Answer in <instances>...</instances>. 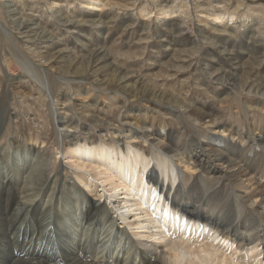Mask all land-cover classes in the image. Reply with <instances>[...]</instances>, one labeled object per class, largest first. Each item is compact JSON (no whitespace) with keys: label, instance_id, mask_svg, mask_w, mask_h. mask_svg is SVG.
I'll list each match as a JSON object with an SVG mask.
<instances>
[{"label":"bare ground","instance_id":"1","mask_svg":"<svg viewBox=\"0 0 264 264\" xmlns=\"http://www.w3.org/2000/svg\"><path fill=\"white\" fill-rule=\"evenodd\" d=\"M0 1L10 24L0 13V32L9 36L12 27L21 50L58 79L53 91L42 73L29 70L35 61L6 52L0 88L6 68L12 108L27 109L41 128L53 123L59 137L54 164L60 155L67 160L52 177L45 174L51 161L43 131L11 151L9 142L0 147V264H14L21 255L38 264H264V76L258 81L245 75L247 62L264 68L262 39L255 38L252 22L264 16L259 4L240 9L245 0L234 6L230 0H141V18L156 16L150 33L158 46L151 45L146 58L176 69L172 74L150 68L155 62L139 72L131 64L140 50L131 46L124 52L118 46L122 61L113 58L117 40L110 15L100 10L128 8L130 0ZM62 2L80 6L69 16ZM193 5L199 12L195 35L182 25ZM44 6L53 15L49 24L38 20ZM123 15L126 29L138 22L130 12ZM239 19L243 30L236 36L229 25ZM135 38L131 34L125 43ZM199 62L206 77L195 76L189 95L184 86L173 87L175 80H159L193 63L198 71ZM27 72L34 86L24 81ZM10 114L17 122L18 113ZM94 133L102 140L94 142ZM3 194L11 196L4 205ZM20 198L27 208L20 224H10L11 237L10 227H3L8 208ZM49 214L48 230L58 246L53 255L43 254L50 248L46 238L33 237ZM254 226L260 229L249 230Z\"/></svg>","mask_w":264,"mask_h":264},{"label":"rangeland","instance_id":"2","mask_svg":"<svg viewBox=\"0 0 264 264\" xmlns=\"http://www.w3.org/2000/svg\"><path fill=\"white\" fill-rule=\"evenodd\" d=\"M122 1H126V0H122ZM128 1V0H127ZM126 1V2H127ZM133 0H130V1H128V3L130 4V5H132V6H129L128 8H126L125 6H115L116 8L114 9L113 7H111V6H106L105 8H103V9H101L100 10V12H102L103 14H105V13H108L109 15H110V21L108 22V26H109V28H110V31L112 32H110L111 33V35H115V37L113 38V41H115L116 42V40H117V44L115 43V52L113 53V58L116 60H119V61H122L123 60V56H121V55H119L118 54V52H117V49L118 50H120V47H118V46H121V52H124L125 50H129V46H131L132 48V50L134 51V52H136L137 51V49L138 50H140V51H137L136 53L139 55V57H142V59L141 58H139L138 56H137V58H136V60L134 61V60H132V61H134V63H130L129 62V64H131L132 66H134L136 69H138V71L139 72H142V73H144V71H145V69H147V66L145 65V63H154L155 65H153V66H150V68H154V67H157L158 65V61H156L155 59H152V60H149V59H147L148 57H149V55H150V53H151V51H152V49H151V45H155V46H158V43H156L157 42V37L154 35V34H151L150 32H152V30H153V24H154V22L156 21V16H154L155 15V12L153 13V17H151V18H149L148 20H143V18H141V14L139 13V12H141L140 10H139V8H140V2H141V0H138L137 1V3L135 4L134 2H132ZM172 1V2H171ZM192 1L193 0H190V4H194V3H192ZM231 2H230V5H233L234 6V4L236 5L237 4V2H238V0H230ZM5 2H10V0H7V1H5ZM132 2V3H131ZM176 2H180V0L178 1V0H163V3H167V4H174V3H176ZM2 2L0 1V4H1ZM246 3V4H245ZM248 3L250 4V5H257V4H259L260 5V8L261 9H264V0H245V2H244V4L241 6V8L240 9H243L245 6L244 5H248ZM66 5V6H65ZM72 5H73V7H72ZM144 5H146L147 6V8H151V4H150V6H149V4H144V3H142L141 4V6H144ZM77 6H80V4H78L77 2H74L73 4H71L70 6H68L67 4H66V2H62L61 3V7L63 8V11L64 12H66L67 14H69V16H70V12L71 11H73ZM139 6V7H138ZM149 6V7H148ZM72 7V8H71ZM75 7V8H74ZM74 8V9H73ZM119 8V9H118ZM0 11H2V12H0V13H2V17H3V21H4V19H6V22L8 21V19H7V17L5 16L6 14H4L3 13V8L2 7H0ZM3 9V10H2ZM44 9V10H43ZM79 9V8H78ZM131 9V10H130ZM195 8H194V5L193 6H190V14H188V16H184V18L182 19V25L184 26V28L186 29V31H188L190 34H192V35H195L194 33H196V30H197V24H198V18H197V16H199V12L198 11H195L194 10ZM41 10H43L42 12H41V14L39 15V17H38V20L40 19L41 21H42V19H43V21H42V23H50L51 22V19L53 18V15H51V12H49L50 11V9L47 7V6H44V7H42V9ZM47 10V11H46ZM130 12V13H132V14H134V16H135V18H136V20L138 21L136 24H135V28L133 27V28H129V29H126L125 27H124V25H121L122 23H121V21H122V18H123V14H126V13H128V12ZM5 12V11H4ZM27 12H29L27 9H25V13H27ZM47 13V14H45V13ZM49 12V13H48ZM44 14V15H43ZM136 14V15H135ZM249 14L251 15V17H254V14L252 13V12H249ZM43 17H42V16ZM41 16V17H40ZM50 16V17H49ZM190 16V17H189ZM1 17V18H2ZM48 17V18H47ZM113 19H112V18ZM45 18H46V21H45ZM145 18H147V17H145ZM255 18V17H254ZM49 19H50V21H49ZM141 19V20H140ZM39 20V21H40ZM40 21V22H41ZM142 21V22H141ZM150 21V22H149ZM154 21V22H153ZM147 22V23H146ZM163 22V21H162ZM252 22H254V29L256 30V33L254 34L255 35V38H260V39H262L261 40V46H260V48L262 49V50H264V16H262V17H259L258 19L256 18L255 20H253ZM252 22H250V23H252ZM152 25H151V24ZM7 25H10L8 22L6 23ZM150 24V25H149ZM222 24H223V26L225 25L224 23H221V25H219V27L221 26L222 27ZM230 24V23H229ZM228 24V25H229ZM238 24H242V22H241V19H239L236 23H233V24H230L229 26L230 27H235L236 28V33L234 32L233 34H235L236 36H238V34H240V32H241V30H243V28H240L239 26H238ZM257 24V25H256ZM142 25V26H141ZM148 25V26H147ZM145 26V28H147L148 30H150V31H148L147 29L144 31V32H141L140 31V29L142 28V27H144ZM147 26V27H146ZM149 27V28H148ZM12 27H9V30H11L12 31V33H11V35L13 34H15V30L14 29H11ZM152 28V29H151ZM124 29V30H123ZM138 31H137V30ZM52 30H55V32H56V34H60V31H57V29L54 27ZM10 31V32H11ZM131 31H132V33H131ZM135 31V32H134ZM229 31H232L231 29H229ZM240 31V32H239ZM134 33V34H133ZM134 35V36H136V38L130 43V44H126L125 42H127V40H128V37L130 36V35ZM10 34H9V36H5V34H4V36H3V34L0 32V66L1 67H3V64H2V60H3V58H4V55H5V53L7 52L8 54L9 53H12V52H14V51H16L18 54H19V56H21V59L22 58H24V57H22V55L24 54L26 57H28L29 59H32V61H35V63L32 65L33 66V68H31V67H29V70H31L33 73L34 72H36L37 73V71H39L40 73H37V74H41L42 73V75H43V78L45 79V80H47L49 83H50V87H51V89H53V91H55V90H57V88H56V85H57V80L58 79H56L54 76H52L51 74L48 76L46 73H45V71H43V69H41L40 67H39V62L36 60L37 58H31L30 56H28L25 52H23L22 50H21V46L22 45H20V44H18L19 42H17L16 41V36H11ZM139 35H141V36H139ZM151 35H154V37H153V39L152 38H150V36ZM247 37V39H249L250 38V36H249V38H248V34L246 35ZM13 37V38H12ZM139 37H141V38H145V37H147V39H146V41L144 40H142L141 42L140 41H138V38ZM132 38H133V36H132ZM150 39H152L151 41H148V40H150ZM238 40H239V37H238ZM153 41V42H152ZM148 42V43H147ZM124 43V45H122ZM108 44V43H107ZM18 45H20V47L18 46ZM117 45V46H116ZM147 45H149V46H147ZM233 45V47H236L237 48V45H238V42L236 41L235 42V44H232ZM135 46H140V47H143L142 49L144 50H142V49H139L140 47H135ZM107 47L108 48H112V50H114L113 49V47L111 46V45H107ZM146 48V49H145ZM196 49L198 48V45L195 47ZM148 49V50H147ZM145 50H147L146 51V53H145V55L143 56L142 55V51L143 52H145ZM206 50H208V51H210V49H209V47H206ZM150 51V52H149ZM148 52V53H147ZM149 54V55H148ZM118 55V56H117ZM147 57V58H146ZM174 56H171V61H174V62H176L175 61V59L173 58ZM208 57V54L206 53V54H204L203 55V58H207ZM192 58V57H191ZM191 58H189V59H187L186 61H184V63H186V65L185 66H187L189 63L188 62H191L190 60H191ZM28 60V59H27ZM142 60V61H141ZM150 61V62H149ZM162 61V60H161ZM193 61V60H192ZM195 61L197 62V60L195 59ZM43 62V61H42ZM142 62V63H141ZM25 63H27V62H25ZM157 63V64H156ZM183 63V64H184ZM263 63H264V61H263ZM43 64V63H42ZM27 65H29L28 63H27ZM142 65V66H141ZM157 65V66H156ZM246 65H248L247 66V71H246V74L245 75H247V77L249 76V77H252V78H254L255 80H260L263 76H264V68H262V67H258V65L256 66V65H254V64H252V63H250V62H247L246 63ZM264 65V64H263ZM254 66V67H253ZM198 67H199V69H198V71L196 70L195 71V68H196V66H195V64L193 63V65L191 64V66L190 67H185V69H182L181 71L179 70V72H178V74H175V76H172V78L170 77L169 79L165 76V75H163V73H162V75H161V78L159 79V80H161L160 82H165V81H167V82H173V80H175L176 81V83H173V87H175L176 89H179L180 87H185V89H183V94H186L187 95V92H189L188 93V95L192 92V87H190V85L191 86H194L193 84H194V78H195V76L197 77V75H199L198 77L199 78H203V77H206V75H204V73H203V71H202V63L201 62H199L198 63ZM250 67V68H249ZM253 67V68H252ZM149 68V67H148ZM194 68V69H193ZM160 69V73L164 70V71H166V72H172V74H174V73H176V69H174V68H169V67H167L165 64H162V65H160V67L158 66L157 68H156V71L157 70H159ZM19 71H20V68L18 69ZM173 70V71H172ZM195 71V72H194ZM262 71H263V73H262ZM196 73L195 75H193L194 73ZM7 73V70H6V68H3L2 69V71H1V75L3 76V74H4V76H5V79H4V81H3V83H2V87L0 88V137L2 138V137H4L3 138V140H1V142H0V147L1 146H5L8 142V145L10 146L9 147V150L11 151L12 149L11 148H13V146L14 147H17V146H20V145H22V144H25V143H28V141L30 140V135H33V137H35V136H37L38 135V133L40 132V131H43L42 133H43V138L45 139V141H47L46 143H45V146L43 147V150H44V152H45V154H47L48 156H49V158H50V164H47V166H45V174H47V175H49L50 177H52L53 175H54V173L55 172H57V171H60V169H61V167H59V165H60V163H62V164H66V159H64L63 158V156H61L60 155V157H59V159H57V161H56V164H54V161H53V159L55 158V153H53L54 152V150H55V145H57L58 146V144H59V137H58V134H57V130H56V127H54V124L53 123H51V124H45V126H42V128L41 127H39V125H37V124H35L34 122H33V116L31 115V112H29L28 113V110L27 109H21L20 108V106H16V108L15 109H13L12 108V106H11V103L12 102H14L15 101V99L13 98V95L11 94V89H10V85H9V81H8V75L6 74ZM193 73V74H192ZM26 74V80H24L25 82H27V83H30V86H34L35 84H37V81L36 80H34V78H33V76H30L29 77V75H28V72L27 73H25ZM182 74V75H181ZM201 75V76H200ZM179 76V77H178ZM28 78V79H27ZM179 78H180V80H185L184 82H182V83H179L178 82V80H179ZM191 78V79H190ZM51 80L52 81H55L53 84L51 83ZM31 81V82H30ZM180 86V87H179ZM189 87V88H188ZM217 88V87H216ZM218 89V88H217ZM190 90V91H189ZM231 92H232V90H230ZM80 97H82V96H80ZM128 104V103H127ZM229 104V102H225L224 103V105L225 106H227ZM49 107H48V105H46V106H44V110L45 111H47V110H49L48 109ZM16 111L17 113H18V115L20 116L19 117V119L17 120V122H14V121H12L11 119H10V116L9 115H11L10 113H12L13 111ZM118 114V112H115V115H117ZM223 118H225V117H223ZM9 120H11V125L9 124ZM50 120H53L52 119V117H50ZM53 122V121H52ZM240 123H246L244 120H242V121H240ZM246 126H247V124H246ZM246 126L245 127H243V129L245 130L246 129ZM37 127V128H36ZM3 134H5V135H3ZM7 134V135H6ZM37 134V135H36ZM13 138H12V137ZM92 136H94L93 138H94V142H96V141H99V139H100V141L102 140V138L101 137H99V133H94ZM42 138V139H43ZM107 139H111V137H110V135H108L107 137H106ZM10 140V141H9ZM93 140V139H92ZM107 144V143H106ZM59 167V168H58ZM57 168V169H56ZM56 170V171H55ZM50 173V174H49ZM59 179H60V181H61V183H63L64 181H65V177H64V170H62V172L59 174ZM64 180H63V179ZM49 180H51V179H49ZM49 180L47 181V183L49 182ZM46 185V184H45ZM52 185V187H53V185L54 184H51ZM23 195V194H22ZM3 205L5 204V200L7 199V202L10 200V198H11V196H7L6 194L4 195L3 194ZM25 200H26V198H24V199H22V198H20L16 203H15V205H13L11 208H8V213L6 214V217H7V220H6V223H5V225H4V227L3 228H6V226H9L10 227V230H9V236H11V237H14V230H11V225L13 224V223H17V224H20V219L21 218H23L24 217V215H25V209L27 208V205H25V203H21L22 201L23 202H25ZM21 203V204H20ZM22 205H24L23 207H22ZM16 207V208H15ZM5 208H7V206L5 205ZM19 208H20V210H19ZM25 208V209H24ZM16 209V210H15ZM22 211V212H21ZM10 212V213H9ZM20 213V214H19ZM13 214V215H12ZM22 214V215H21ZM16 215L18 216V217H16ZM53 216H54V214H52V215H50L49 214V218L48 217H46L45 218V220H44V222H43V228L40 230L39 228H37V227H35L36 228V230H35V228H34V230H35V234H34V236L33 237H35V235H36V237L37 238H35L34 239V241H38L39 240V237H40V241H42V238L44 239V238H46V240H47V246L49 245V249L47 250V252L45 251L43 254H45V253H49L50 255H53V254H55L56 253V248L58 247L57 245H56V243H55V241H54V236H52L51 235V230H52V219H53ZM13 217H14V219H13ZM51 218V219H50ZM9 219V220H8ZM12 220V221H11ZM51 220V221H50ZM18 221V222H17ZM9 222V223H8ZM11 222V223H10ZM8 223V224H7ZM36 223V222H35ZM11 224V225H10ZM48 225V226H47ZM22 227V226H21ZM48 227V228H47ZM255 227V228H254ZM254 227H252V228H250L249 230H255V231H257L258 229H260V227L259 226H254ZM262 228V227H261ZM1 229V228H0ZM48 229H51V230H48ZM1 231V230H0ZM39 231V232H38ZM47 231V232H46ZM37 232V233H36ZM12 233V234H11ZM46 234V235H45ZM43 235V236H42ZM50 235V236H49ZM8 236V235H7ZM21 237H20V240H19V242L20 243H22L23 244V247H25V248H27L26 247V243H27V241H25V242H23V241H21ZM49 239V240H48ZM51 239V240H50ZM50 241V242H49ZM48 242H49V244H48ZM53 244V247H51V244ZM15 244H17V243H15ZM42 245H44V244H40L39 243V247L40 246H42ZM57 246V247H56ZM2 254V253H1ZM19 257V258H18ZM17 258H15V262H14V264H25V263H27V264H38V260H36V259H33V257L32 256H28V255H21V256H18ZM28 257V258H27ZM32 259H31V258ZM21 259V260H20ZM30 259V260H29Z\"/></svg>","mask_w":264,"mask_h":264}]
</instances>
